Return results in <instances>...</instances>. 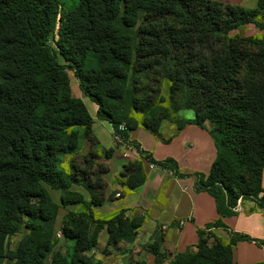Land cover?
<instances>
[{
    "label": "trees",
    "instance_id": "trees-1",
    "mask_svg": "<svg viewBox=\"0 0 264 264\" xmlns=\"http://www.w3.org/2000/svg\"><path fill=\"white\" fill-rule=\"evenodd\" d=\"M262 18L264 0L254 8L219 0H79L70 10L60 0H0V264H47L51 254L50 264H102L91 254L102 229L116 244L134 241L143 225V216L125 210L95 217L94 207L109 197V168L97 162L94 119L74 94L69 70L99 118L115 129L125 124L126 139L138 127L161 137L163 120L179 130L188 123L208 129L217 155L207 175L196 174L198 190L214 197L221 216L234 214L240 197L264 210V39L233 33L249 23L264 29ZM83 140L90 145L85 167L76 161ZM135 145L143 157L115 178L126 192L146 182V162L184 176L173 158L156 160ZM66 155L73 156L70 172L61 167ZM75 183L89 200L72 190ZM48 187L61 191L63 206L83 207L61 223V237L74 241L69 254L59 247L60 205ZM213 227L226 225L207 224L196 250L175 254L170 264H233V246L250 236L223 244ZM24 230L9 249L11 236ZM151 238L146 248L161 262L164 235L155 230Z\"/></svg>",
    "mask_w": 264,
    "mask_h": 264
},
{
    "label": "crops",
    "instance_id": "crops-1",
    "mask_svg": "<svg viewBox=\"0 0 264 264\" xmlns=\"http://www.w3.org/2000/svg\"><path fill=\"white\" fill-rule=\"evenodd\" d=\"M219 1L247 8L256 7L258 2L251 0L246 4L244 2L249 0ZM262 21L264 22V18ZM244 33L264 39V29L256 27L253 23L244 25ZM75 95L84 101L94 119L92 131L102 153L97 161L100 160L109 168L105 175L109 197L103 204L94 207L95 217L107 220L121 210H125L129 218L144 217L143 225L132 242L121 241L112 244L109 242L107 230L102 229L98 244L91 252L96 259L102 264H136L138 261L146 264H170L175 254L188 249L196 250L200 240L199 230L208 232L210 229H206L207 224L221 219L226 228L213 227L211 231L223 244H228L234 236H250V239L237 240L233 246V264H264V210H253L254 204L251 202L243 205L239 203L234 214L221 216L214 197L207 191L198 190L196 174L207 175L217 155L216 145L208 129L188 124L178 131L177 126L171 122L163 137L157 138L142 127L129 131L128 139L140 146L144 152L151 154L154 159L164 160L171 157L176 160L178 172L184 176H177L169 168L146 162V182L138 189L126 192L118 182H112L114 181L112 178H116L123 165L132 159L122 156V148L115 141V127L108 120L98 117V105L81 90ZM166 138L167 141L164 140ZM109 150H112L110 157H105V152ZM262 185L264 189V170ZM80 186L75 183L72 190L82 193L85 199L89 200L91 198L89 191L83 185L85 190ZM48 189L53 200L60 205L56 229L61 232L64 216L70 211H80L81 206H63L61 191L51 187ZM155 230H161L164 235L161 250L165 257L161 262H158L157 256L146 248L154 241L151 236ZM68 242L70 245L74 243L71 240Z\"/></svg>",
    "mask_w": 264,
    "mask_h": 264
},
{
    "label": "rangeland",
    "instance_id": "rangeland-1",
    "mask_svg": "<svg viewBox=\"0 0 264 264\" xmlns=\"http://www.w3.org/2000/svg\"><path fill=\"white\" fill-rule=\"evenodd\" d=\"M250 1L251 0H249V1H246V2H244V3H246V4H249L250 3ZM60 2H61V4H62V6H63V8L64 9H66V10H70V9H72L73 7H75L76 5H78V3H79V0H60ZM222 2H225V3H228V2H226V1H222ZM254 24V23H253ZM246 32V31H245ZM233 33L234 34H241V35H244L245 33H244V27H242L241 29H238V30H235V31H233ZM59 60H60V62H62V63H65V61H64V59L62 58V57H59ZM69 73H70V76H71V80H72V87H73V89H74V92H75V94L77 93H80V86H79V83H78V81H77V78L75 77V75H74V72H73V70H69ZM75 80H76V82H75ZM88 98V97H87ZM89 99V98H88ZM183 115H184V117H186V118H190L191 116H192V113L191 112H185V113H183ZM171 122L172 121H169V120H163V122H162V124H163V126H162V128L160 129V136L161 137H163V134H165L167 131H168V129L170 128V126H171ZM172 123H174L176 126H177V129H178V125L175 123V122H172ZM188 124H193V123H188ZM188 124H186L185 126H187ZM184 126V127H185ZM183 127V128H184ZM182 128V129H183ZM181 129V130H182ZM181 130H179L178 129V131H181ZM152 134H154V133H152ZM154 136H156L155 134H154ZM157 138H158V136H156ZM165 138V137H164ZM167 139V138H166ZM90 147V145L87 143V142H85L84 140L82 141V150H81V155H78L77 157H76V161L79 163V165L81 166V167H85V164L84 163H82L83 162V158L81 157L82 155H86V154H88L89 153V148ZM98 147V146H97ZM94 149H98V150H100L101 151V149L98 147V148H94ZM143 156H141V157H138V158H142ZM71 158H73V156H71V155H66V156H64V162H63V164H62V168L66 171V172H70L71 170H72V165H71ZM97 162H99L100 163V160H98ZM203 174H205V173H203ZM118 175V174H117ZM117 175H116V177H117ZM109 178H110V175H109ZM114 181H112V182H116L115 181V178H112ZM80 185V184H79ZM81 188H83L82 187V185L80 186ZM84 189V188H83ZM85 190V189H84ZM52 194H53V196H54V192L52 191ZM252 203V204H254L253 205V207L252 208H255V206H256V204H255V202L253 201V200H251V198H242V197H240L239 198V200H238V204L239 203H241L242 205L243 204H249V203ZM238 204H237V206H238ZM81 206V205H80ZM243 207V206H242ZM81 210H83V207L81 206V209H80V211ZM80 211H78V212H80ZM58 231V234H60V235H58V236H62V234H61V232H59V230H57ZM24 232H25V230L23 231V232H20V233H16V234H14V235H12L11 236V238L8 240V244H7V247L9 248V249H11V250H13V249H16L17 248V246H18V244H19V242H20V240L22 239V237H23V234H24ZM73 245V244H72ZM59 247L63 250V252H65V253H67V254H69V253H71V250H72V248H71V245L69 244V242L68 241H66L63 237H61L60 238V242H59ZM52 255L53 254H51L50 256H49V258H48V260H47V264H50V262H51V259H52ZM11 262L9 261V259H6L4 262H3V264H10Z\"/></svg>",
    "mask_w": 264,
    "mask_h": 264
},
{
    "label": "built area",
    "instance_id": "built-area-1",
    "mask_svg": "<svg viewBox=\"0 0 264 264\" xmlns=\"http://www.w3.org/2000/svg\"><path fill=\"white\" fill-rule=\"evenodd\" d=\"M124 130H126L125 124H121L118 129L114 128L115 141L120 145V148H122V156L126 159H136L141 157L142 154L138 147L123 135ZM117 196H119V193Z\"/></svg>",
    "mask_w": 264,
    "mask_h": 264
}]
</instances>
